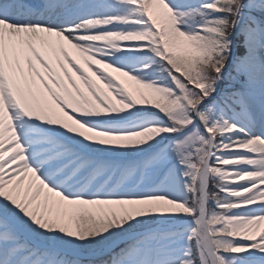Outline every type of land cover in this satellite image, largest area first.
<instances>
[{"label":"snow or ice","instance_id":"1","mask_svg":"<svg viewBox=\"0 0 264 264\" xmlns=\"http://www.w3.org/2000/svg\"><path fill=\"white\" fill-rule=\"evenodd\" d=\"M0 264H264V0H0Z\"/></svg>","mask_w":264,"mask_h":264}]
</instances>
